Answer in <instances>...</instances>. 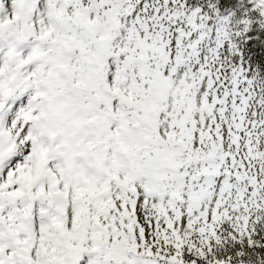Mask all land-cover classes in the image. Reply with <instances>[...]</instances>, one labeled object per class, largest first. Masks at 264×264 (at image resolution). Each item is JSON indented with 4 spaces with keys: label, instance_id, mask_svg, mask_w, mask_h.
<instances>
[{
    "label": "snow or ice",
    "instance_id": "snow-or-ice-1",
    "mask_svg": "<svg viewBox=\"0 0 264 264\" xmlns=\"http://www.w3.org/2000/svg\"><path fill=\"white\" fill-rule=\"evenodd\" d=\"M0 264H264V0H0Z\"/></svg>",
    "mask_w": 264,
    "mask_h": 264
}]
</instances>
